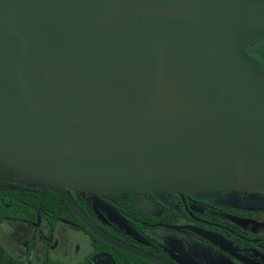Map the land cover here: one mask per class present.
Listing matches in <instances>:
<instances>
[{
	"label": "water",
	"instance_id": "95a60500",
	"mask_svg": "<svg viewBox=\"0 0 264 264\" xmlns=\"http://www.w3.org/2000/svg\"><path fill=\"white\" fill-rule=\"evenodd\" d=\"M189 1L198 0H0V175L14 176L0 181H25L41 196L58 193L94 235L139 256L144 254L94 227L70 192L98 197L242 188L243 170L264 181V94L245 52L264 33V0H214L210 9L201 0L196 23L153 17L101 26L120 6L179 7ZM219 17L224 20L217 35L207 21ZM163 50L181 65L200 108L199 118L183 128H153L144 121ZM48 69L71 86L53 90ZM29 86L47 104L75 114L104 99L117 119V133L139 147L93 160L30 148L24 141L59 146L67 136L86 137L89 128L63 127L64 118L33 104ZM186 175L191 180H179Z\"/></svg>",
	"mask_w": 264,
	"mask_h": 264
},
{
	"label": "flooded vegetation",
	"instance_id": "af4514ba",
	"mask_svg": "<svg viewBox=\"0 0 264 264\" xmlns=\"http://www.w3.org/2000/svg\"><path fill=\"white\" fill-rule=\"evenodd\" d=\"M253 72L264 75V33L245 48ZM78 209L101 233L141 253L124 251L94 235L71 211L63 210L51 233L33 226L45 250L26 256L63 264L50 257L51 237L59 228L81 232L89 252L76 264H264V191L221 188L196 192H128L98 197L70 192ZM96 201H94V199ZM203 234L213 236L215 244ZM25 258V259H26Z\"/></svg>",
	"mask_w": 264,
	"mask_h": 264
},
{
	"label": "bare ground",
	"instance_id": "6f19581e",
	"mask_svg": "<svg viewBox=\"0 0 264 264\" xmlns=\"http://www.w3.org/2000/svg\"><path fill=\"white\" fill-rule=\"evenodd\" d=\"M214 0H206L207 9ZM236 3V2H235ZM203 14V2L189 1L179 7L149 8L136 6L135 4L124 5L116 8L101 26H115L130 22L138 18L166 17L175 18L192 23L200 20ZM224 17L216 21H207V26L218 35L217 24L222 23ZM164 58L163 69L159 77L161 92L156 101H153L150 112L145 117V124L153 128L174 129L183 128L194 123L200 115V108L196 106L195 95L190 92L189 86L181 71V65L165 50L162 51ZM51 87L55 91L65 90L68 85L67 79L54 70H47ZM124 72V71H122ZM113 75H118L114 72ZM69 88V87H68ZM29 95L33 104L41 111L55 117L64 118L63 127L80 126L89 128L88 135L75 140L67 136L65 142L55 146L48 142L24 143L30 148L47 151L53 154L79 159H107L130 152L139 144L120 136L115 130L116 117L111 113L109 104L104 99L97 100L92 107L83 114L70 113L55 106L47 104L29 86ZM115 124V125H114ZM192 176H181L179 180L189 181ZM241 187L252 190H263L264 181L258 179L254 172L243 170L240 174Z\"/></svg>",
	"mask_w": 264,
	"mask_h": 264
},
{
	"label": "trees",
	"instance_id": "16d2710c",
	"mask_svg": "<svg viewBox=\"0 0 264 264\" xmlns=\"http://www.w3.org/2000/svg\"><path fill=\"white\" fill-rule=\"evenodd\" d=\"M0 187L11 189L0 190V224L12 221L33 226L38 219H41L42 224L39 229L42 230V234L44 231L49 234L63 216V210L69 211L58 193L44 191L41 196L37 187L29 185L25 181L18 179L0 181ZM26 261L27 258H15L0 246V264H26ZM34 264L56 263L38 258Z\"/></svg>",
	"mask_w": 264,
	"mask_h": 264
},
{
	"label": "rangeland",
	"instance_id": "374dc122",
	"mask_svg": "<svg viewBox=\"0 0 264 264\" xmlns=\"http://www.w3.org/2000/svg\"><path fill=\"white\" fill-rule=\"evenodd\" d=\"M249 66L252 70L254 62L249 61ZM252 75L258 89L264 94V75L255 72L254 74L252 72ZM160 92L161 85L158 82L153 101L157 100ZM0 177L10 179L14 176L6 173ZM0 246L18 259H25L27 255L29 257L40 256L45 250V246L38 238L36 231L22 223L12 221H5L0 224ZM89 250L88 237L66 226H59L51 237L50 257L63 264H76L83 259Z\"/></svg>",
	"mask_w": 264,
	"mask_h": 264
}]
</instances>
